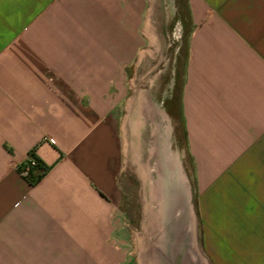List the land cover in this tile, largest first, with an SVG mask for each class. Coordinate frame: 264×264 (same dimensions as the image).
<instances>
[{
  "label": "crops",
  "instance_id": "0c3cea01",
  "mask_svg": "<svg viewBox=\"0 0 264 264\" xmlns=\"http://www.w3.org/2000/svg\"><path fill=\"white\" fill-rule=\"evenodd\" d=\"M150 3L0 0V264L123 263L119 108L153 42ZM186 6L184 63L161 106L197 216L264 230V0ZM30 153L45 168L33 184L18 169Z\"/></svg>",
  "mask_w": 264,
  "mask_h": 264
},
{
  "label": "rangeland",
  "instance_id": "374dc122",
  "mask_svg": "<svg viewBox=\"0 0 264 264\" xmlns=\"http://www.w3.org/2000/svg\"><path fill=\"white\" fill-rule=\"evenodd\" d=\"M150 7L153 42L144 40L138 58L129 69L126 96L119 108L124 142L120 177L124 239L122 264H173L168 252L163 254L159 251L161 242L156 234H150L147 213L150 204L151 210H156V183L168 184L159 178L161 176L157 172V159L162 156V147L166 144L175 164L172 168L174 177L170 182L180 184L174 188L184 202L186 225L191 232L192 241L186 243L194 248L185 251L187 258L195 263L198 261L197 264H264V230L259 226L260 221L237 217L201 221L197 216L192 173L183 151L179 125L176 119L170 124L164 118L161 106V101L169 95L170 82L174 76L176 79L179 77L185 59L186 0H152ZM138 99L141 101L139 113L136 108ZM146 165L151 171L144 178ZM150 183L154 185L151 201ZM166 189L164 193L169 196L168 185Z\"/></svg>",
  "mask_w": 264,
  "mask_h": 264
},
{
  "label": "bare ground",
  "instance_id": "6f19581e",
  "mask_svg": "<svg viewBox=\"0 0 264 264\" xmlns=\"http://www.w3.org/2000/svg\"><path fill=\"white\" fill-rule=\"evenodd\" d=\"M140 105L141 101H139L138 99L136 101V108L138 113ZM162 148V156L157 159V167L159 165L157 172L161 176L159 178H163V181L168 184L164 185L162 181L161 183L155 182L157 184L155 185L157 186L155 190L157 193L156 210H151V204L150 209H147V213H149L148 227L150 229V234H156L157 239L159 240V242H161L159 251H161L163 254L168 252V258L173 262V264H197L198 261H196V263L194 261L192 262V260L187 258L185 252L187 251V249H194L192 244L186 243L192 241L190 236L191 232L189 226L186 225L184 202L178 196L179 192H177V190L175 189L176 186L179 187L180 184L176 185V183L171 184L170 182L174 177L172 176V168L175 165L174 160L168 154L169 149L167 144ZM144 169V178H146L149 176L151 170L147 165L144 167ZM167 185L170 189V192L168 193L169 196H167V192L166 195L164 193L166 190H168L166 189ZM153 186V183H150V201L154 195V192L152 191Z\"/></svg>",
  "mask_w": 264,
  "mask_h": 264
},
{
  "label": "trees",
  "instance_id": "16d2710c",
  "mask_svg": "<svg viewBox=\"0 0 264 264\" xmlns=\"http://www.w3.org/2000/svg\"><path fill=\"white\" fill-rule=\"evenodd\" d=\"M29 156L35 161V166L29 169V173L27 175V179L30 181V183L33 184V183H36L38 180H40V178L42 177L43 173H39L38 175L31 176V172H33V171H35L37 169H41L42 172H44L45 168H43V167H41L39 165V162L37 161V159L35 157H33L32 153H30Z\"/></svg>",
  "mask_w": 264,
  "mask_h": 264
},
{
  "label": "built area",
  "instance_id": "2783aa9c",
  "mask_svg": "<svg viewBox=\"0 0 264 264\" xmlns=\"http://www.w3.org/2000/svg\"><path fill=\"white\" fill-rule=\"evenodd\" d=\"M35 166V161L28 155L26 160L20 164L19 171L24 177H27L29 169Z\"/></svg>",
  "mask_w": 264,
  "mask_h": 264
}]
</instances>
